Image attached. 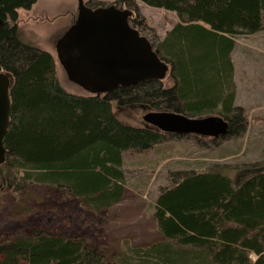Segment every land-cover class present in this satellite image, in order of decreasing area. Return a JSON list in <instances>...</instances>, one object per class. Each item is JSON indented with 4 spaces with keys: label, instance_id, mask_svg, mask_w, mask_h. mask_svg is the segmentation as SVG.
Instances as JSON below:
<instances>
[{
    "label": "trees",
    "instance_id": "trees-1",
    "mask_svg": "<svg viewBox=\"0 0 264 264\" xmlns=\"http://www.w3.org/2000/svg\"><path fill=\"white\" fill-rule=\"evenodd\" d=\"M37 1L0 0V73L13 80L6 161L0 166L8 187L51 185L98 211L120 203L128 181L125 154L146 152L174 136L130 125L117 108L194 118L215 114L230 124L222 140L246 134L232 57L239 36L264 32V0H139L177 16L163 40L151 41L169 66V83L148 80L105 96L65 90L55 57L23 41L19 11ZM176 175L156 198L159 243L126 244L112 260L80 238L32 231L20 240H2L0 264H264V162Z\"/></svg>",
    "mask_w": 264,
    "mask_h": 264
},
{
    "label": "rangeland",
    "instance_id": "rangeland-1",
    "mask_svg": "<svg viewBox=\"0 0 264 264\" xmlns=\"http://www.w3.org/2000/svg\"><path fill=\"white\" fill-rule=\"evenodd\" d=\"M84 2L104 7L116 4L131 11L133 24L141 22L135 26L155 43L163 40L178 22L175 13L149 7L139 0ZM79 11V0H38L31 10L19 11V25L24 42L36 44L55 57L58 77L65 90L90 95L69 81L56 49L57 42L76 22ZM236 41L232 57L236 104L247 117L245 135L217 142L196 136L170 137L146 152L126 153L124 169L128 181L123 199L100 211L62 188L30 184L20 189L18 184L8 187L0 179V245L3 239L15 241L32 231H43L68 239L80 238L104 249L115 260L126 244L145 247L159 243L156 198L161 190L174 183L176 174L205 172L215 165L231 169L264 162V32L239 36ZM116 113L122 121L140 127L145 126L143 117L148 114L146 108L140 107L117 108ZM250 258L255 262L258 256L253 253Z\"/></svg>",
    "mask_w": 264,
    "mask_h": 264
},
{
    "label": "water",
    "instance_id": "water-1",
    "mask_svg": "<svg viewBox=\"0 0 264 264\" xmlns=\"http://www.w3.org/2000/svg\"><path fill=\"white\" fill-rule=\"evenodd\" d=\"M80 1L76 22L57 42L59 62L70 82L92 95H107L148 80L163 81L170 72L151 42L131 26L133 13L110 6L92 9ZM13 80L0 73V166L6 161L5 137L11 119ZM168 135L225 137L230 124L220 116L200 118L175 112H150L143 117Z\"/></svg>",
    "mask_w": 264,
    "mask_h": 264
},
{
    "label": "crops",
    "instance_id": "crops-1",
    "mask_svg": "<svg viewBox=\"0 0 264 264\" xmlns=\"http://www.w3.org/2000/svg\"><path fill=\"white\" fill-rule=\"evenodd\" d=\"M236 106H238V105L236 104Z\"/></svg>",
    "mask_w": 264,
    "mask_h": 264
},
{
    "label": "bare ground",
    "instance_id": "bare-ground-1",
    "mask_svg": "<svg viewBox=\"0 0 264 264\" xmlns=\"http://www.w3.org/2000/svg\"><path fill=\"white\" fill-rule=\"evenodd\" d=\"M19 26V25H18Z\"/></svg>",
    "mask_w": 264,
    "mask_h": 264
}]
</instances>
